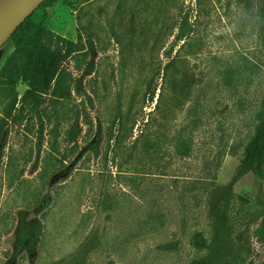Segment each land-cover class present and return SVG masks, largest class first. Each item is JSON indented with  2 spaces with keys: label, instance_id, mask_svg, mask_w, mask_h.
<instances>
[{
  "label": "rangeland",
  "instance_id": "1",
  "mask_svg": "<svg viewBox=\"0 0 264 264\" xmlns=\"http://www.w3.org/2000/svg\"><path fill=\"white\" fill-rule=\"evenodd\" d=\"M258 2L58 0L47 26L84 51L52 120L1 136L0 264H190L201 231H225L221 264H264V179L233 183L264 99ZM184 18L192 33L175 43ZM14 56L6 41L0 72ZM1 87L0 128L27 89ZM37 221L31 255L17 237Z\"/></svg>",
  "mask_w": 264,
  "mask_h": 264
},
{
  "label": "trees",
  "instance_id": "2",
  "mask_svg": "<svg viewBox=\"0 0 264 264\" xmlns=\"http://www.w3.org/2000/svg\"><path fill=\"white\" fill-rule=\"evenodd\" d=\"M57 2L58 0H45L37 8L41 13L39 15L35 12L31 14L7 40L16 48V56L8 61L0 72V94H2V82L14 85L21 81L27 86V89L21 95L15 93L10 100L1 123L0 139L10 122L23 124L27 121L28 116L39 118L41 125L50 122L52 120L51 111L56 110L61 102L72 97L70 88L72 77L66 70L65 64L76 54H81L84 51V45L58 35L47 26L49 10ZM257 26L259 41L264 50V0L258 2ZM191 33L192 28L188 18L182 19L175 43L185 42ZM155 95L156 91L152 90L151 101L154 100ZM119 123H123L121 117ZM94 148L96 149V145ZM241 165V170L233 183L249 172L262 180L264 179V99L256 116L253 135L245 146ZM221 188L225 193L228 190L222 186ZM229 192L231 193V190L227 191L228 194ZM240 200L244 201L243 198ZM258 201L264 207L262 188ZM262 218L258 236L264 243V217ZM43 230L44 223L42 221L23 225L17 237L18 249L35 255ZM224 235L225 231H221L218 238L207 239L203 231L195 233L191 244L198 252L202 253L206 250V253L204 252L197 259H193L190 264H221L224 262ZM177 247L178 244L175 242L163 245V249L166 251L176 250Z\"/></svg>",
  "mask_w": 264,
  "mask_h": 264
},
{
  "label": "water",
  "instance_id": "3",
  "mask_svg": "<svg viewBox=\"0 0 264 264\" xmlns=\"http://www.w3.org/2000/svg\"><path fill=\"white\" fill-rule=\"evenodd\" d=\"M45 0H0V48Z\"/></svg>",
  "mask_w": 264,
  "mask_h": 264
}]
</instances>
